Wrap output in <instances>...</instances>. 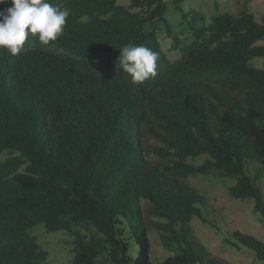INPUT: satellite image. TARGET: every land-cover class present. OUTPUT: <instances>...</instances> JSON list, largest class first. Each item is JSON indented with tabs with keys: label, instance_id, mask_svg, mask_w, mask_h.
<instances>
[{
	"label": "trees",
	"instance_id": "obj_1",
	"mask_svg": "<svg viewBox=\"0 0 264 264\" xmlns=\"http://www.w3.org/2000/svg\"><path fill=\"white\" fill-rule=\"evenodd\" d=\"M117 1L48 0L70 10L64 33L16 56L0 49V264H42L47 254L28 234L38 225L93 231L88 241L76 234L71 264L101 255L109 264H152L147 211L175 252L161 264H224L204 257L189 225L191 217L206 222L204 196L185 180L211 171L235 180L229 196L251 199L264 225L256 186L264 176V17L257 23L243 10L199 28L202 17L173 0L192 39L171 62L153 28L161 23L171 37L165 1ZM127 44L159 54L154 78L133 84L118 68ZM254 58L262 68L249 65ZM200 154L208 156L200 166L186 163ZM231 237L232 248L264 261L261 242Z\"/></svg>",
	"mask_w": 264,
	"mask_h": 264
},
{
	"label": "rangeland",
	"instance_id": "obj_2",
	"mask_svg": "<svg viewBox=\"0 0 264 264\" xmlns=\"http://www.w3.org/2000/svg\"><path fill=\"white\" fill-rule=\"evenodd\" d=\"M166 11L163 15L169 25L171 37L161 23L153 25L161 51L168 60L174 62L183 53L184 47L191 41L192 35L186 25L181 21L179 13L172 4L173 0H164ZM244 0H184L180 4L186 12H194L202 17L198 27L204 28L213 17L220 14H228L238 17L241 12H250L254 20L260 23L264 17V0H250L243 7ZM118 4H129V0H119ZM149 29V27H146ZM39 47L35 37H29L24 50ZM22 51V52H23ZM263 60L254 58L249 65L254 68H262ZM156 144L155 142H153ZM3 155L0 160H3ZM208 156L200 154L196 157L186 158V163L191 166H200ZM149 161L158 165H168L166 160H159L152 155ZM256 165L247 164L246 172L250 177L255 174ZM186 184L194 191L204 196V204L199 208L201 216L206 221L202 222L197 217L190 218V228L198 245L202 248L204 257L212 256L224 262V264H264V261L256 259L255 254L249 249L240 246L232 248L226 240H232L231 233L238 231L250 236L264 245V225L260 222V215L253 210L251 199H235L229 196L227 188L234 185L231 178H219L214 171L206 175H190L185 180ZM264 202V176L256 181ZM145 210H149V204L142 201ZM161 220L153 218L149 211L145 213V223L148 228V240L150 243V260L152 264H161L167 257L175 252L173 249L163 246L161 242L162 232L155 227ZM28 234L35 240L38 247L45 251L47 256L42 264H71L75 255V239L79 234L84 241L90 240L94 234L92 230L79 226L73 227L70 232L56 231L48 233L43 225L33 227ZM128 238V235H126ZM128 255L134 259L138 254L133 239L128 240ZM96 264H109L105 255L96 258Z\"/></svg>",
	"mask_w": 264,
	"mask_h": 264
},
{
	"label": "clouds",
	"instance_id": "obj_3",
	"mask_svg": "<svg viewBox=\"0 0 264 264\" xmlns=\"http://www.w3.org/2000/svg\"><path fill=\"white\" fill-rule=\"evenodd\" d=\"M0 49L16 56L24 50L29 37L43 46L54 43L64 33L68 8L55 7L48 0H0ZM10 5V6H8ZM118 68L128 74L133 84L157 75L159 54L144 45L121 47Z\"/></svg>",
	"mask_w": 264,
	"mask_h": 264
}]
</instances>
